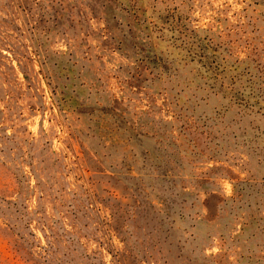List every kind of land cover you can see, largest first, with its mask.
I'll use <instances>...</instances> for the list:
<instances>
[{
	"label": "rangeland",
	"instance_id": "1",
	"mask_svg": "<svg viewBox=\"0 0 264 264\" xmlns=\"http://www.w3.org/2000/svg\"><path fill=\"white\" fill-rule=\"evenodd\" d=\"M0 264H264V0H0Z\"/></svg>",
	"mask_w": 264,
	"mask_h": 264
}]
</instances>
